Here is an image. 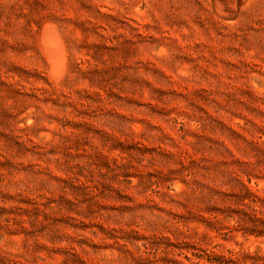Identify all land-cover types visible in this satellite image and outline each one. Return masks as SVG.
<instances>
[{
  "label": "rangeland",
  "instance_id": "rangeland-1",
  "mask_svg": "<svg viewBox=\"0 0 264 264\" xmlns=\"http://www.w3.org/2000/svg\"><path fill=\"white\" fill-rule=\"evenodd\" d=\"M0 264H264V0H0Z\"/></svg>",
  "mask_w": 264,
  "mask_h": 264
},
{
  "label": "bare ground",
  "instance_id": "bare-ground-1",
  "mask_svg": "<svg viewBox=\"0 0 264 264\" xmlns=\"http://www.w3.org/2000/svg\"><path fill=\"white\" fill-rule=\"evenodd\" d=\"M42 39H43V44L45 47V52L47 54L48 60L52 68V72L54 71L56 73L57 71L60 70V68H62V65H63V51L64 50L61 48V45H60L61 42H59L56 33L50 27H45L43 29Z\"/></svg>",
  "mask_w": 264,
  "mask_h": 264
}]
</instances>
